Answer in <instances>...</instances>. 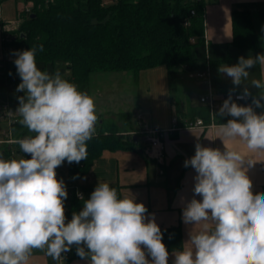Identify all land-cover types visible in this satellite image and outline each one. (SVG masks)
<instances>
[{"label": "clouds", "instance_id": "1", "mask_svg": "<svg viewBox=\"0 0 264 264\" xmlns=\"http://www.w3.org/2000/svg\"><path fill=\"white\" fill-rule=\"evenodd\" d=\"M38 51L43 45L17 52L14 60L21 78L16 91L24 93L14 113L33 135L15 141L30 159L0 153V264H29L33 250L64 264L73 246L88 264H169L154 215L149 218L134 196L120 198L107 182H99L83 209L66 220L68 193L55 170L65 161L87 159L98 115L87 92L58 70H40ZM257 64L264 68V54L219 66L235 86L247 82L237 99L251 95L248 84L259 94L243 106L233 100L235 89L230 91L219 116L232 118L217 126V138L264 154V111H255L264 108V79H249ZM256 162L234 148L195 145V154L184 161L196 172L194 195L182 210L183 222L192 227L182 250L172 253V264H264V193H253L247 174Z\"/></svg>", "mask_w": 264, "mask_h": 264}, {"label": "trees", "instance_id": "2", "mask_svg": "<svg viewBox=\"0 0 264 264\" xmlns=\"http://www.w3.org/2000/svg\"><path fill=\"white\" fill-rule=\"evenodd\" d=\"M4 0H0V3ZM31 2L29 13L20 16V28L16 38L7 45L23 51L33 46L43 45V51L36 54V62H66L70 70L68 81L77 85L78 90L86 89L94 72H127L138 81L141 69L165 65L168 72L170 99L175 103L180 124L201 118L205 124L212 121L208 104H195L175 96V80L180 73L206 70L209 66L212 84L218 93L227 90H243L245 84L235 86L224 83L218 68L222 63L235 64L237 55L200 62L196 49L204 44V0H115L106 4L104 0H27ZM194 10V13L191 11ZM264 29V9L261 11ZM233 42L239 50L250 51L253 56L262 54L263 40L258 34L252 13L233 11ZM192 38L194 40H192ZM14 58L0 59V100L9 99L13 107H18L17 92L21 82ZM40 70L46 71L43 67ZM195 78L194 76H192ZM251 95L247 100L233 99L239 105L251 104L252 97L258 96L259 90L247 85ZM190 100V99H189ZM225 100V99H224ZM219 108L214 111L216 123H227L230 116H219ZM264 104V101H262ZM257 113L264 108H255ZM132 128L120 131L116 120L99 117L96 135L87 142L88 157L79 163L69 164L68 176L78 179L85 173L104 150L136 148L138 132L137 118L129 111L118 115ZM137 117V116H136ZM20 119V117H19ZM18 119V120H19ZM137 132V133H135ZM13 135L22 139L33 135L18 122L13 126ZM2 152L5 159H14L18 153L30 159V154L23 153L17 143L8 145ZM76 210L84 205L76 195L70 198ZM162 242L168 251L181 250L183 247L182 230L179 225L162 228ZM79 257L76 248L71 250V258Z\"/></svg>", "mask_w": 264, "mask_h": 264}, {"label": "crops", "instance_id": "3", "mask_svg": "<svg viewBox=\"0 0 264 264\" xmlns=\"http://www.w3.org/2000/svg\"><path fill=\"white\" fill-rule=\"evenodd\" d=\"M204 1V44L200 46L201 50H196L200 62H209L210 60L220 59L227 55H237L235 58L236 64L241 56L245 58L253 56L250 55V51L239 50L232 44V12L236 10H248L251 12L258 34L263 40L264 30H262L261 11L264 9V0ZM2 26L3 22L0 36L2 35ZM262 54H264V49ZM3 57H0V59ZM223 64L232 65L230 63ZM124 74L129 73L126 72ZM191 75L189 72L180 73L175 80V86H177L175 93L179 92V95L175 94V96H181L183 100H187L186 105H184L186 107L188 106V102H193L194 99L199 101L195 104H201L199 98L207 93V87L200 84ZM221 78L224 83L233 84L231 78L226 74H221ZM252 78L264 79V68L259 64L250 70L249 79ZM175 105V101L173 102L170 99L169 92L167 106L161 112V120L157 121L152 111H145L147 116L145 123L147 126L157 129L172 127L173 117H178V128L167 134L165 138L166 158L163 162L149 158L146 155V144L142 135L138 133L142 142L139 139L135 141L136 148L104 150L100 156L96 157L91 167L80 178L73 180L67 174H61L57 175V179H62L66 188L78 187L80 190H84L85 200L90 198L91 193L99 182L109 183L111 187L116 188L120 198L134 196L137 203H143L148 209L147 215L149 218L154 215L155 222L161 230L165 227L179 225L182 230L183 243L188 239V231L192 226L186 225L183 222L182 210L185 203L193 198L194 177L196 175L195 170L191 166H184V161L190 159L195 154V145L197 143H200L204 147L218 148L221 151L225 149V146L234 148L246 157L256 160L257 162L248 170L247 174L252 182L253 193H264V154L251 153L244 144L238 141H225L224 145L222 140L217 138V126L220 123H216L215 121L213 123L209 122L205 126L183 127L179 122V115L177 114ZM138 108L140 109V107ZM143 115L145 116V114ZM101 116L105 119L108 117V115H103L102 113ZM187 119L185 118L184 121ZM124 124V130L132 133L130 125L127 122H124ZM0 125L1 132L7 126V123L0 120ZM135 127H138V122L135 123ZM20 158H24V155L21 153L14 156V159ZM195 198L201 199L199 196ZM175 251L178 250L169 251V264H172L174 260L172 253ZM29 264H56V262L51 257L46 256L43 251L33 250ZM64 264H88V261L80 257H72L65 260Z\"/></svg>", "mask_w": 264, "mask_h": 264}, {"label": "rangeland", "instance_id": "4", "mask_svg": "<svg viewBox=\"0 0 264 264\" xmlns=\"http://www.w3.org/2000/svg\"><path fill=\"white\" fill-rule=\"evenodd\" d=\"M104 2L110 4L115 2V0H104ZM24 3V0H4L1 2L0 33L3 22L4 27L8 24L7 26L11 28V33L17 34L16 32H18L21 23L20 16H22L23 13L19 10L24 6ZM200 48L201 47L198 46L196 50ZM13 51L14 49H11V51L3 50L0 36V57L4 55L9 57L12 55ZM36 63L40 69L45 67L46 71L50 74L58 70L64 79L68 80L70 77V70L67 68L66 62L62 60H56L54 63L49 64L42 62ZM124 73L126 72H94L89 86L84 90H80L87 92L94 98L98 121L100 120L99 117H101V113L103 115H108L106 119L116 120L119 130L126 132V130H124V122L126 121L118 116L123 111L131 112L134 117H136L135 114L138 110L145 114V116L146 110L148 112L152 111L155 119H157V121L161 120V112L162 109L167 106L170 92L166 66L163 64L141 69L139 71L138 81L134 79L133 74ZM193 92L195 93L194 90ZM174 94L179 95V92H174ZM198 102L199 101L194 99L191 103ZM138 107H140V109ZM145 118L147 119V116ZM148 118L150 117L148 116ZM138 139L141 141L139 136ZM68 170L69 163L65 161L57 168V175H68Z\"/></svg>", "mask_w": 264, "mask_h": 264}, {"label": "built area", "instance_id": "5", "mask_svg": "<svg viewBox=\"0 0 264 264\" xmlns=\"http://www.w3.org/2000/svg\"><path fill=\"white\" fill-rule=\"evenodd\" d=\"M24 6L21 8L22 12L29 13L31 10V2L24 0ZM194 13V10L191 11ZM14 23V22H13ZM8 25V24H7ZM2 26V44H3V50H10L14 49L11 56H7L8 58H14L16 57V53L20 50H17L12 45H7L8 42H12L17 36L14 33H11V28L9 26ZM13 29V27H12ZM192 40H194L192 38ZM191 76H194L195 79L200 82V84L207 87V93L205 95H202L199 99L201 103L208 104L210 107V112L212 113V121H214V111L219 108V105L221 103V100L227 99L230 91H222L221 93H218L214 87V84H212V76H211V70L209 69V66L206 67V70H196L191 73ZM233 99H237L238 96L243 94V91H240L238 89H235V91L231 92ZM221 99H219V98ZM250 97H246L245 99H237V100H247ZM16 107L12 106V102L7 100H0V120L7 123V126L0 132V153H2L8 145L15 143L18 138L13 135V126L18 122L19 116L16 115L14 112L16 111ZM12 112V114H10ZM137 116L138 125L139 128L137 129V132L140 133L143 137V140L146 144L145 146V153L149 158H154L159 162H163L166 153V143L165 138L167 134L170 132L176 130L178 128V117H173V125L170 128L166 129H157L154 127H149L145 123V116L143 113L140 112V110L137 111L135 114ZM206 124L203 122L201 118H197L194 121H185L184 124H182L183 127H189L193 128L194 126H205ZM180 126V127H182ZM135 132V133H137ZM56 171V170H55ZM68 193L67 199L64 202L65 206V216L66 220L70 221L72 218V215L74 212L78 213L83 209L81 207L80 209L76 210L73 206V204L70 201L71 196H73V193L76 195L77 199L82 201L85 198V192L84 190H80L78 187H71L66 188ZM81 196L83 199H81ZM71 258V251L65 254V260Z\"/></svg>", "mask_w": 264, "mask_h": 264}]
</instances>
